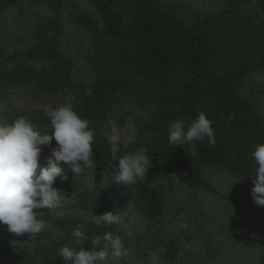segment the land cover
<instances>
[{"label": "trees", "instance_id": "1", "mask_svg": "<svg viewBox=\"0 0 264 264\" xmlns=\"http://www.w3.org/2000/svg\"><path fill=\"white\" fill-rule=\"evenodd\" d=\"M20 1L0 0V16ZM42 1L53 14L33 26L30 43L13 50L0 46V115L9 122L28 117L42 132H48L46 106L70 101L95 130V166L115 168L105 133L110 129L107 120L122 124L117 111L125 102H132L149 116L136 120L135 143L125 146L121 142L120 154L144 147L151 157L149 170L156 166L169 171L190 187L212 189L203 175L206 168L249 177L246 175L256 166L251 153L264 143V118L238 87L254 69L264 27L255 41L230 34L220 43L212 35L233 33L235 9L229 11L232 16L221 11L192 22L164 0H89L96 15L77 8L71 14L90 41L91 49L84 54L90 79L82 81L75 77V60L64 48L60 14L65 0ZM257 1L264 13V0ZM13 96H27L42 107H21L11 102ZM201 112L212 121L215 145L206 140L195 142V156L187 144L169 145L170 123L179 118L187 125ZM229 115L234 119L229 120ZM55 145L53 140L47 147ZM88 170L79 175L63 173L67 176L63 182L57 178L54 187L62 189L70 201L62 208L37 210L47 224L32 244L22 243L23 235L30 233L16 235L0 224V264H64L58 249L65 244L76 246L71 231L77 224L88 228L90 238L108 231L104 225L97 228L90 216L94 204L105 196L90 191ZM149 170L145 181L128 188L134 190L149 226L159 228L166 199L162 187L151 184ZM90 247L85 245L86 250ZM167 254L181 256L174 240H169Z\"/></svg>", "mask_w": 264, "mask_h": 264}, {"label": "rangeland", "instance_id": "2", "mask_svg": "<svg viewBox=\"0 0 264 264\" xmlns=\"http://www.w3.org/2000/svg\"><path fill=\"white\" fill-rule=\"evenodd\" d=\"M164 1L192 22L221 11L232 16L229 11L235 9L233 33L223 31L212 35L213 40L220 43H224L230 34L255 41L264 27V13L257 0ZM75 8L92 15L96 12L89 0H65L60 14L65 28L64 48L75 60V77L89 81L84 54L91 49L90 41L84 29L72 19ZM52 14V9L42 0H21L11 6L0 16V46L6 50L27 46L33 26ZM256 52L259 56L252 64L254 69L238 89L264 118V41ZM11 102L28 109L42 107L27 96H13ZM117 112L123 119V123L117 126L121 142L126 146L130 143L129 137L135 135L136 120L149 115L132 102H125ZM105 133L109 137L110 129ZM50 150L43 146L41 166L45 165V157L51 154ZM61 167L63 173L73 174L63 162ZM114 169L94 165L88 170L86 181L90 191L105 196L104 201L94 204L91 217L107 211L121 213L120 224L104 225L108 231L121 236L128 250L119 264H264V206H257L251 197L250 190L254 185L250 177L234 175L222 168H206L203 175L212 186L209 190L182 184L175 174L154 166L149 170L148 178L152 185L162 187L166 199L165 215L158 228L149 226L132 188H119L112 184ZM184 223H187V228L180 227ZM34 240L35 236L31 234L22 237L23 244H32ZM169 240H174L180 247L181 256L168 257Z\"/></svg>", "mask_w": 264, "mask_h": 264}, {"label": "clouds", "instance_id": "3", "mask_svg": "<svg viewBox=\"0 0 264 264\" xmlns=\"http://www.w3.org/2000/svg\"><path fill=\"white\" fill-rule=\"evenodd\" d=\"M44 114L50 121L51 131L48 132H42L28 117L18 116L9 122L0 115V224L16 235L30 233L35 236L44 231L47 222L37 210L62 208L69 203L70 197L54 187L57 178L62 182L67 180L61 162L75 175L83 174L85 169H92L96 164L93 153L95 130L70 101L55 107L47 105ZM228 119H234V116L229 115ZM107 124L111 131L109 151L115 162L112 184L127 189L145 181L152 166L147 149L138 147L120 154L122 137L119 128L111 118ZM53 140L56 145L51 147V154L45 157V165L41 166L43 146L51 145ZM129 140L135 143L132 137ZM205 140L210 145L216 143L212 121L203 112L187 125L178 118L168 127L169 145L187 144L192 156L196 155L195 142ZM251 156L256 166L246 175L254 185L250 194L257 206H264V143L257 144ZM92 220L97 228L118 225L121 213L107 211ZM180 227L187 228L188 225L184 223ZM71 237L76 246L65 244L58 249L64 264H119L128 254L121 236L111 231L95 233L90 238L88 228L81 223L72 229ZM85 245H90V250H86Z\"/></svg>", "mask_w": 264, "mask_h": 264}]
</instances>
